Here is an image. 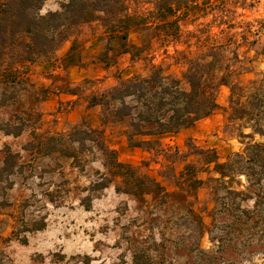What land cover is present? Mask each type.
<instances>
[{"label": "rangeland", "instance_id": "rangeland-1", "mask_svg": "<svg viewBox=\"0 0 264 264\" xmlns=\"http://www.w3.org/2000/svg\"><path fill=\"white\" fill-rule=\"evenodd\" d=\"M174 1L184 32L178 43L168 46L152 26L155 0H123L129 14L147 18V28L129 32L130 45L143 49L138 59L117 54L118 41L108 46L103 14L96 12L97 18L56 34L60 45L22 65L14 72L16 82L0 85V123L23 129L19 136L0 131V264H264V211L246 224L237 205L222 198L228 187L253 194L257 188L249 189L245 176L225 184L210 180L217 177L213 167L204 166L192 150L213 149L224 162L246 143L264 142L259 135L242 137L252 131L230 118L229 107L232 91L244 96L263 77L264 0ZM68 2L45 0L41 14L62 11ZM74 41L80 64L66 66ZM215 42L228 45L232 74L215 91L217 110L189 128L136 135L129 119L105 122L103 108L88 105L90 94L109 90L121 79L145 77L153 65L181 78L183 54L196 55L204 50L201 45ZM51 93L78 98L54 110L45 103ZM72 112L77 114L70 117ZM77 126L102 130L120 162L155 178L170 196H146L142 202L118 192L122 178L109 172L96 149L83 150L79 162L37 149L41 137L67 135ZM186 162L196 165L204 181L193 194L174 186L173 175ZM103 180L106 188L90 190ZM87 196L88 209L82 204ZM241 206L254 209L256 197Z\"/></svg>", "mask_w": 264, "mask_h": 264}, {"label": "trees", "instance_id": "trees-1", "mask_svg": "<svg viewBox=\"0 0 264 264\" xmlns=\"http://www.w3.org/2000/svg\"><path fill=\"white\" fill-rule=\"evenodd\" d=\"M44 1L0 0V85L6 86L10 82H16L18 77L14 76V72L17 73L22 65L36 62L41 55L55 50L60 45L62 37L58 38L56 34L62 35L73 26L97 18L96 12L103 14L100 18L108 32V46L118 41L117 54H128L131 60L142 55L143 49L130 45L129 32L134 28H147V18L129 14L123 0H69L62 6V11L43 15L41 10ZM174 2L155 0L156 9L151 13V19L154 20L151 22L152 26L159 31V36L163 37L168 46L180 42L184 33L180 23L182 17H177L179 9ZM75 44L76 41L64 58L66 66L80 64ZM149 45L151 46L150 41ZM227 46L215 42L207 48L201 45L200 48L204 50L196 55L184 53L182 59L186 69L181 78L167 74L160 65H153L150 74L145 77L121 79L117 86L109 90L90 94L88 105L101 106L105 122L118 123L129 119L136 135L178 133L210 117L217 110L219 105L215 91L218 87L227 85L232 74L231 58L225 53ZM136 49L138 51L134 54L133 50ZM107 55L108 53H105L102 59L106 65L109 64ZM229 107L230 118L244 121L246 128L252 131L249 134L242 133V137H264V73L260 80L253 83L246 95H237L232 91ZM0 131L6 135L19 136L23 129L0 123ZM38 141L37 149L40 153L46 149L49 153L44 152L45 155L60 153L76 162H79L83 150L96 149L105 158L104 166L109 172L122 178L123 186L117 189L118 192L138 197L142 202H145L146 196L155 200L161 196H170L155 178L141 174L135 166L120 162L116 151L106 144L102 130L77 126L67 135L41 137ZM87 144L91 148L87 147ZM75 145H80L81 150ZM135 146L141 147L139 143ZM193 148L194 155L202 160L204 166L213 167L212 171L217 177L210 180L225 184L245 176L248 188H257L254 194L225 188L222 198L237 205L240 219L244 218L247 224L264 211V142L246 143L243 151L234 153L224 162L219 161L213 149ZM8 156L12 157L11 153ZM197 174L196 165L186 162L183 170L173 175L175 188L189 194L195 193L204 184ZM106 187L103 180L90 190L99 191ZM255 197L254 209L242 208L241 203ZM88 200L91 202L90 196L82 201L87 209L90 208ZM220 204L226 208L229 206L225 202ZM261 219L260 216L258 221H255L256 226Z\"/></svg>", "mask_w": 264, "mask_h": 264}, {"label": "crops", "instance_id": "crops-1", "mask_svg": "<svg viewBox=\"0 0 264 264\" xmlns=\"http://www.w3.org/2000/svg\"><path fill=\"white\" fill-rule=\"evenodd\" d=\"M83 72L80 71L78 72V74H82ZM78 96L76 95H71V94H65V93H60V94H54L51 93L50 96L48 97V100L45 102L47 103L46 105H50L53 106L52 109H58V107L60 106L61 103L63 102H71L74 103L77 100ZM75 113L77 114V112H72V114H70V117L73 116V114L75 115Z\"/></svg>", "mask_w": 264, "mask_h": 264}]
</instances>
